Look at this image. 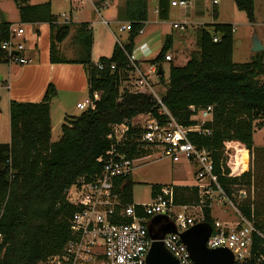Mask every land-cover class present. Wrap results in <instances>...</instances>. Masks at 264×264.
I'll use <instances>...</instances> for the list:
<instances>
[{
  "label": "trees",
  "instance_id": "obj_1",
  "mask_svg": "<svg viewBox=\"0 0 264 264\" xmlns=\"http://www.w3.org/2000/svg\"><path fill=\"white\" fill-rule=\"evenodd\" d=\"M237 9L253 20L254 0H233ZM19 7L21 22L45 21L50 26V61H68L58 56V44L68 34L69 24H60L51 12L48 1L28 4L27 0H15ZM169 0H158L160 19L168 16ZM147 0H124L120 7L121 18L129 22L128 41L114 44L110 56H101L104 63L98 68L90 61L91 30L87 22L78 24V36L82 39L85 56L81 62L88 76V92L94 107H87L76 115L66 117L61 125V135L51 141L50 101L56 95V87L49 83L42 100L38 102L10 100V140L0 142V264H37L47 256L60 252L71 236L69 217L76 206L66 200V190L79 176L101 172L103 163L97 158L110 149L107 138L110 125L131 119L139 113L150 112L164 119L158 112L152 94L120 90V83L134 69L128 55L132 53L134 39L147 19ZM217 13L213 11V18ZM9 22H0V43L9 35ZM211 27V30L208 29ZM233 24L229 22L203 23L196 29L198 50L183 65L169 67V76L161 96L164 104L176 120L183 125L196 124L191 118L189 105L212 106V117L202 124L209 133L191 132L190 140L210 151L213 173L224 192L253 221L255 228L264 234V199L251 198L250 187L258 181L264 183V175H254V156L257 165L264 162V146L253 141L255 126L263 124L264 118V60L263 51L256 52L249 62L235 63L233 52ZM217 37V40H214ZM171 47V36L166 35L159 53L150 64L160 65ZM0 60L8 62L0 45ZM114 63V68L110 64ZM164 81L163 73L159 74ZM259 119V121H257ZM257 121V122H255ZM138 126H130L125 144L118 151L128 158L147 155L149 149L131 142L140 132ZM239 172L228 162L229 150ZM227 148L228 154H225ZM251 161H248V153ZM253 159V161H252ZM131 173L115 180V190L124 203L132 201ZM161 184H153L151 196L156 195ZM241 188L249 196L237 198ZM175 202L179 204L202 203L201 221L214 224L210 215L211 199L200 195L197 185H174ZM202 200V202H201ZM141 212V207L137 206ZM264 255V239L253 233L250 255L247 260L233 264H257ZM264 263V262H263Z\"/></svg>",
  "mask_w": 264,
  "mask_h": 264
},
{
  "label": "built area",
  "instance_id": "obj_2",
  "mask_svg": "<svg viewBox=\"0 0 264 264\" xmlns=\"http://www.w3.org/2000/svg\"><path fill=\"white\" fill-rule=\"evenodd\" d=\"M218 1L213 0V3ZM109 3L110 0H98L93 6L95 11L100 13ZM171 4H179L187 8L190 2L189 0H171ZM63 16L64 23L69 22V16L65 14ZM103 21L106 22L105 19ZM130 25L126 22L120 26V29L129 30ZM178 26L183 29L185 23H179ZM235 28L236 26L233 25V30ZM8 30L9 35L0 43L1 48L9 62L25 63L28 60L22 53L26 48L25 29L22 23H10ZM214 40H217V37H214ZM128 58L137 72L129 90L152 94L158 112L164 116V119L154 117L150 112H144L121 123L110 125V131L107 134V138L111 141L110 149L97 158L103 163L101 172L79 176L66 190V200L76 206L69 217L71 236L60 252L47 256L37 264H146V255L152 242L147 221L152 216L161 214L169 217L174 222L177 232L202 220L191 219L187 214L192 204L175 202L174 184L162 185L156 195L151 196V200L147 202L124 203L122 201L120 193L115 190V180L131 173L133 162L143 157L128 158L125 152L117 150L118 146L125 144L130 126H138L141 129L132 136L130 141L149 149V153L163 154L173 161L184 157L195 162L197 165L195 175L202 181L190 185H197L200 195H207L211 202L212 193L218 192L219 201L228 202L237 214V220L234 222H221L215 219L206 245L210 248H229L234 255V261L247 260L253 233L260 235L263 239L264 234L255 228L253 221L241 212L217 182L216 175L213 173L210 151L205 147L197 146L189 137L191 132H210L202 128V124L211 119L212 106L196 107L190 104L188 107L193 112L191 118L197 123L188 126L179 123L164 104L162 96L157 94L155 82L149 76L151 73L158 75L157 65L149 64L142 72L136 64L133 52L128 55ZM165 59L170 60L171 55L166 53ZM95 64L98 68L104 67V63L100 61ZM110 68H114V63L110 64ZM98 98L99 92L95 91L93 98L89 97L77 102L76 107L81 110L87 107L93 108L94 99ZM225 154H228L227 148ZM235 165L238 167L239 164L235 162ZM248 165L249 155L247 168ZM233 170L234 166L228 175H231ZM241 171L244 170L238 169L237 173ZM237 196L239 199L248 197V190L239 189ZM137 206L141 207V212L137 211ZM159 240L173 253L180 264H195L178 233H166ZM263 262L262 254L257 258V264H264Z\"/></svg>",
  "mask_w": 264,
  "mask_h": 264
},
{
  "label": "crops",
  "instance_id": "obj_3",
  "mask_svg": "<svg viewBox=\"0 0 264 264\" xmlns=\"http://www.w3.org/2000/svg\"><path fill=\"white\" fill-rule=\"evenodd\" d=\"M46 1L50 3L51 12L56 16L57 21L64 24L63 14H68L63 11L61 13L63 20H58L51 0H27V3L32 5ZM62 1L70 2L75 9L78 8L74 19L71 14L72 7L68 10L69 22L66 24H69V32L58 44V56L66 58L68 61H50V26L45 21L26 22L33 29V33L26 32V48L22 52L28 61L17 63L0 60V142H9L10 140V100L38 102L42 100L48 84L53 83L56 87V95L50 101V140L55 141L61 135V125L66 117L78 113L76 112V103L90 97L87 71L80 61L85 56L82 39L78 36V24L80 22H87V28L91 30V62H97L101 56H110L116 42L122 45L128 41L129 30L120 29V26L127 22L120 15V7L123 6L124 0H110L108 6L103 8L100 13H97L93 6L98 0ZM189 2V6L184 8L179 4L172 5L171 0H169L168 16L166 19H160L157 11L158 0H153L155 18L149 20V13L147 14L141 31L134 39L132 50L135 54L136 64L142 72L150 64L149 60L159 53L166 35L171 36L170 48H172L176 26L177 29L184 31L182 37L184 41H187V45L192 48L195 45V49L188 47L191 53L198 50L196 43L197 27L203 23L222 22L219 21L218 17L221 0L215 3L213 0H189ZM85 4H88V7L84 9ZM177 7L178 10H176ZM204 8H210L212 16L215 10L216 19L206 21L203 18ZM2 20L9 23L21 22L19 7L15 0H0V22ZM111 23L114 24L115 28L111 26ZM179 23H185V27L179 28ZM121 32H124L122 39L120 38ZM167 53L171 55L170 60H172L173 54L170 49ZM71 54L73 57L69 58L68 55ZM163 63L164 61L160 67L163 77L166 79L162 68ZM136 75L137 72L134 69L130 70L122 78L120 90L129 89ZM53 132H58L55 140L52 139Z\"/></svg>",
  "mask_w": 264,
  "mask_h": 264
},
{
  "label": "rangeland",
  "instance_id": "obj_4",
  "mask_svg": "<svg viewBox=\"0 0 264 264\" xmlns=\"http://www.w3.org/2000/svg\"><path fill=\"white\" fill-rule=\"evenodd\" d=\"M30 1H42V0H30ZM44 1V0H43ZM53 2V10L57 14L58 20H63L61 13L64 11L69 15L68 10L72 7V18L78 8H74L70 2L62 0H51ZM154 3L153 0H148V17L149 20L155 18L154 12ZM88 7V4H85V8ZM179 8L177 7L176 10ZM210 8H204L203 18L206 21L213 19L211 15ZM177 15V14H175ZM219 21L229 22L236 26V29L233 32V52L232 60L235 63L249 62L256 52L251 50V40L252 36L255 34L260 39L262 45L264 46V0H254L253 8V20L249 21L247 15L244 11L237 9L233 0H221L219 3ZM100 18V17H99ZM22 26L26 32L29 31L33 33V29L30 25L22 23ZM111 26L115 28L114 24L111 23ZM208 29L211 30V27ZM182 35L184 31L174 28V38L173 46L170 48V52L173 54L172 60H165L162 64L164 70V76L166 79L160 81L159 77L155 73H151L150 77L155 84V90L158 95H161L165 89V81H167L169 76V67L173 65H183L190 58L191 53L189 52L190 46L187 45V41H184ZM27 38V37H25ZM120 38H124V32H121ZM163 41V38H162ZM188 47H190L188 49ZM192 49H195V45ZM263 51V60H264V49ZM69 58L73 55H68ZM159 70V69H158ZM159 75V73L157 72ZM261 80L264 81V76L261 77ZM76 112L80 113L81 109L77 108ZM77 113V114H78ZM76 115V114H75ZM263 124L255 126L253 131V141L254 145L260 146L264 145V118L261 119ZM259 121V119L257 120ZM255 121V122H257ZM58 133V132H56ZM53 132L52 139H57V134ZM56 141V140H55ZM231 151L229 150L230 155H228V162L234 166L236 169L235 162H237L231 155L234 153L232 147ZM249 162L251 161V154L248 151ZM255 160L253 161L252 169L254 175L258 174L259 177L264 175V162L257 165V157L254 156ZM238 164L240 165L238 160ZM239 169V166L237 170ZM197 170V165L195 162L189 161L184 157H181L178 161H173L170 157L163 154H158L156 152H150L148 155L138 158L133 162V168L131 170V180L133 181L132 185V201L133 202H147L151 200V187L153 184L161 185H170V184H195L202 180H198L195 172ZM237 170L235 172H237ZM258 181L256 185L250 187V196L256 200L264 199V183ZM212 204L210 215L215 220L221 222H234L237 220V214L235 213L233 207L228 202L219 201L220 195L218 192L212 193ZM238 196H236V199ZM187 214L191 219L199 220L203 217L202 205L201 204H192L189 208Z\"/></svg>",
  "mask_w": 264,
  "mask_h": 264
},
{
  "label": "water",
  "instance_id": "obj_5",
  "mask_svg": "<svg viewBox=\"0 0 264 264\" xmlns=\"http://www.w3.org/2000/svg\"><path fill=\"white\" fill-rule=\"evenodd\" d=\"M264 49L257 35L252 36L251 50ZM158 73H162L159 68ZM147 228L152 242L146 255V264H180L178 259L163 244L160 238L166 233H178L186 245L195 264H233L234 255L227 247L210 248L206 245L212 226L208 222L199 221L181 232H177L174 222L165 215H155L147 221Z\"/></svg>",
  "mask_w": 264,
  "mask_h": 264
},
{
  "label": "bare ground",
  "instance_id": "obj_6",
  "mask_svg": "<svg viewBox=\"0 0 264 264\" xmlns=\"http://www.w3.org/2000/svg\"><path fill=\"white\" fill-rule=\"evenodd\" d=\"M155 216V215H154ZM153 217V216H152ZM212 226V225H211Z\"/></svg>",
  "mask_w": 264,
  "mask_h": 264
}]
</instances>
